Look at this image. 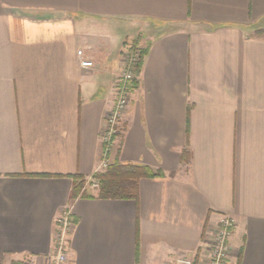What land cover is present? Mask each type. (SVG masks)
I'll return each mask as SVG.
<instances>
[{"label":"crops","instance_id":"crops-1","mask_svg":"<svg viewBox=\"0 0 264 264\" xmlns=\"http://www.w3.org/2000/svg\"><path fill=\"white\" fill-rule=\"evenodd\" d=\"M131 45L148 51L112 162L164 176L70 204ZM67 207V264H206L223 215L231 264H264V0H0V264L44 263Z\"/></svg>","mask_w":264,"mask_h":264},{"label":"built area","instance_id":"built-area-1","mask_svg":"<svg viewBox=\"0 0 264 264\" xmlns=\"http://www.w3.org/2000/svg\"><path fill=\"white\" fill-rule=\"evenodd\" d=\"M142 59V48L129 46L123 52V69L115 86V103L103 121L101 132L102 160L99 171L112 163L115 146L122 134V122L128 110L133 86L138 78V66ZM83 67H92L91 61H82ZM93 188L98 184L93 181ZM53 253L42 264H67L68 244L75 227L71 208H64L55 220ZM237 227V221L230 215H223L217 229L213 232L207 247L206 264H231L230 239ZM18 264H40L38 258L26 257Z\"/></svg>","mask_w":264,"mask_h":264},{"label":"trees","instance_id":"trees-1","mask_svg":"<svg viewBox=\"0 0 264 264\" xmlns=\"http://www.w3.org/2000/svg\"><path fill=\"white\" fill-rule=\"evenodd\" d=\"M147 51V48H142V59L138 66L139 73ZM137 85L138 81H135L134 86ZM188 159L185 153L183 160L187 162ZM161 176H164L162 171H154L144 164L121 162L116 158L105 170L96 172L90 179L74 175L70 204L78 198L137 200L141 179ZM93 181L98 184L95 188H93Z\"/></svg>","mask_w":264,"mask_h":264}]
</instances>
